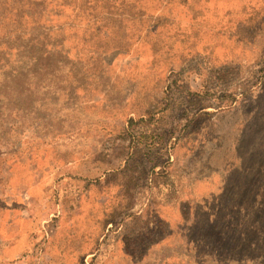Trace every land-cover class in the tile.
<instances>
[{"label": "rangeland", "instance_id": "obj_1", "mask_svg": "<svg viewBox=\"0 0 264 264\" xmlns=\"http://www.w3.org/2000/svg\"><path fill=\"white\" fill-rule=\"evenodd\" d=\"M0 59V264H264V0H0Z\"/></svg>", "mask_w": 264, "mask_h": 264}, {"label": "trees", "instance_id": "obj_2", "mask_svg": "<svg viewBox=\"0 0 264 264\" xmlns=\"http://www.w3.org/2000/svg\"><path fill=\"white\" fill-rule=\"evenodd\" d=\"M0 61H2V59H0ZM3 66V65H2ZM3 68V67H2ZM6 82V81H5ZM5 82H2V84L1 85H4L5 84Z\"/></svg>", "mask_w": 264, "mask_h": 264}]
</instances>
